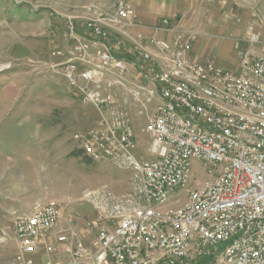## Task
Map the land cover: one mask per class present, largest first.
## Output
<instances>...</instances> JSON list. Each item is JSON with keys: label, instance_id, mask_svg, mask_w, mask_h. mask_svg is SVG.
<instances>
[{"label": "built area", "instance_id": "obj_1", "mask_svg": "<svg viewBox=\"0 0 264 264\" xmlns=\"http://www.w3.org/2000/svg\"><path fill=\"white\" fill-rule=\"evenodd\" d=\"M65 22L66 46L51 52V67L99 114L73 138L90 161L127 172L128 186L82 192L93 212L88 243L72 222L59 227L57 200L13 217V263L62 264L29 255L57 256L65 244V264H264V56L245 52L233 70L192 60L191 28H173L170 40L134 31L141 22L130 0ZM128 107L143 119L146 159Z\"/></svg>", "mask_w": 264, "mask_h": 264}, {"label": "rangeland", "instance_id": "obj_2", "mask_svg": "<svg viewBox=\"0 0 264 264\" xmlns=\"http://www.w3.org/2000/svg\"><path fill=\"white\" fill-rule=\"evenodd\" d=\"M116 1L0 0V264L13 263L17 255L13 217L31 212L36 203L53 199L86 205L79 201L86 189L127 190V172L80 152L73 135L98 124L99 114L51 67L59 60L51 52L66 46V17ZM206 1V14L197 21L220 27L211 33L221 43L211 55L218 50L230 70L237 69L245 52L264 56V0ZM128 112L139 154L146 159L143 119L132 108ZM193 174L205 178L195 162ZM15 204L21 211L17 215L11 213Z\"/></svg>", "mask_w": 264, "mask_h": 264}, {"label": "crops", "instance_id": "obj_3", "mask_svg": "<svg viewBox=\"0 0 264 264\" xmlns=\"http://www.w3.org/2000/svg\"><path fill=\"white\" fill-rule=\"evenodd\" d=\"M130 4L137 12L139 21L141 22V25L136 26L134 31L170 40L173 36V28L179 26L191 28L196 34L191 43L190 58L196 61L213 60L220 66L226 67L227 63L217 57V52L221 43L213 36L214 32L220 31L218 30L220 27H215L214 23L209 27L207 22L197 21L198 15L205 16L206 14L203 0H130ZM215 13V9L212 10L211 16L214 17ZM162 18L168 19V28L163 29L157 27L161 25ZM210 20L212 21V18ZM214 47H217L218 50L211 55L210 52H212ZM62 209L65 217L61 221L59 227H65L69 222H72L79 237H81L85 243H88L93 234L89 229L84 227V220L93 215L90 205L64 203ZM20 212V208L15 204L12 207L11 213L17 215L16 213ZM50 241H54V239L51 238ZM58 248L61 251L57 256L49 257L42 250H38L36 253H32L29 256L36 261L42 262L46 261L48 258L58 259L62 264H65L68 259V253L64 251L65 244L59 245Z\"/></svg>", "mask_w": 264, "mask_h": 264}]
</instances>
